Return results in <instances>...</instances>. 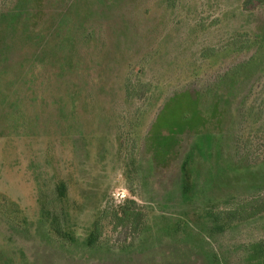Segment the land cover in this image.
<instances>
[{
  "label": "rangeland",
  "instance_id": "1",
  "mask_svg": "<svg viewBox=\"0 0 264 264\" xmlns=\"http://www.w3.org/2000/svg\"><path fill=\"white\" fill-rule=\"evenodd\" d=\"M243 1L0 0V264H264V49L223 76L264 38ZM57 180L74 241L41 226Z\"/></svg>",
  "mask_w": 264,
  "mask_h": 264
},
{
  "label": "trees",
  "instance_id": "2",
  "mask_svg": "<svg viewBox=\"0 0 264 264\" xmlns=\"http://www.w3.org/2000/svg\"><path fill=\"white\" fill-rule=\"evenodd\" d=\"M262 1L263 0H244L242 2L241 8L242 9H251L257 5H260L262 3ZM23 14H24L23 17H25L24 11H19V12L16 11L13 13L12 19L13 20L16 19L17 18L16 16H18V15L21 17ZM4 15H5V11L0 8V18L2 19V21L5 20ZM23 17H21V18H23ZM260 37H262V35H260ZM260 37H256L255 38L256 40L249 43V45L242 46V48H246V50H251L252 48L257 49L256 52H254L247 60L239 63L238 65H236L232 69H230L228 72L223 74V76L226 77L227 80H230L232 82V84L235 83V81L237 79H239V77L243 73L247 72L248 70H250L252 68L251 62L254 60V56L257 55V51L258 50L262 51L264 49V38L262 37V39H261ZM238 50H241V49H238ZM186 166H187L186 162H184L182 165V173H183L185 180L189 179V176H190ZM66 190H67L66 184L61 180L60 181L57 180L55 182L54 190H53V192L56 195L57 200L45 199V198H43V196H42V198L40 196L39 198L41 200H39V203H40L39 215H40V219L42 218L41 219V222H42L41 226L44 228L45 232L48 235H49V233L53 234L54 236L57 234L59 236H63L66 240L74 241L72 238H70L68 232L63 233L62 228H61V224L58 222V215H57V213H53L55 210L59 211V214H61L60 215L61 219L66 221V218H65L66 210H65L64 206L62 205L63 201H61V199H63L65 196ZM127 201L128 200H126V202ZM56 207H57V209H56ZM124 213H125V211L124 212L121 211L120 216H116L114 213L113 218H116V219L118 218L119 220L117 222L119 224H124L126 222V220L131 219V216L125 217ZM257 213H259V212H257ZM121 218H123V219H121ZM235 218H236V216H235ZM43 219H45V222ZM47 220H49V229H48L49 233H48L46 226H45ZM99 235H100V233L99 234L96 233L93 229L90 230L88 235L85 238L84 244L90 248L94 247L95 243L97 242V240L99 238ZM49 239L53 240V238L51 236ZM261 253L264 254L263 251Z\"/></svg>",
  "mask_w": 264,
  "mask_h": 264
}]
</instances>
